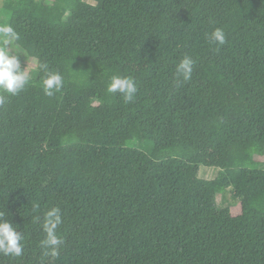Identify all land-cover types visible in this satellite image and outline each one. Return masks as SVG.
Instances as JSON below:
<instances>
[{
	"label": "trees",
	"instance_id": "16d2710c",
	"mask_svg": "<svg viewBox=\"0 0 264 264\" xmlns=\"http://www.w3.org/2000/svg\"><path fill=\"white\" fill-rule=\"evenodd\" d=\"M0 25L31 65L0 107V213L24 237L0 264H264V0H4Z\"/></svg>",
	"mask_w": 264,
	"mask_h": 264
},
{
	"label": "clouds",
	"instance_id": "9594fccd",
	"mask_svg": "<svg viewBox=\"0 0 264 264\" xmlns=\"http://www.w3.org/2000/svg\"><path fill=\"white\" fill-rule=\"evenodd\" d=\"M207 38L212 44L226 43V34L222 28H215ZM19 40V33L11 25H0V107L6 104L9 96H16L23 91L31 79L29 70L27 67L22 68L18 58V54L24 55L18 43ZM194 63L193 58L186 55L176 66L177 77L185 82L189 81ZM41 68L47 73L42 82L44 94L53 96L55 92L63 88V77L58 72L49 71L47 65L42 64ZM137 91L136 81L130 76H112L107 88L108 93H119L126 103L135 100ZM38 207L39 205H33L34 209ZM3 217L4 214L0 213V253L20 257L23 253L24 237L10 221ZM61 223L59 209H52L46 213L43 223L46 236L41 243L44 248L50 249L53 257H59V248L63 243L56 231Z\"/></svg>",
	"mask_w": 264,
	"mask_h": 264
},
{
	"label": "rangeland",
	"instance_id": "374dc122",
	"mask_svg": "<svg viewBox=\"0 0 264 264\" xmlns=\"http://www.w3.org/2000/svg\"><path fill=\"white\" fill-rule=\"evenodd\" d=\"M3 3H4V0H0V8H2ZM26 67L28 70H30V68H31L30 63H26ZM263 163H264V161H263ZM217 174H218L217 170L208 169V168H202L200 171V176L204 179H213V178H215V176ZM228 198H229V203L232 202L231 194L228 195ZM235 205H237V204H235ZM232 212L234 215L237 214L238 213V207H233Z\"/></svg>",
	"mask_w": 264,
	"mask_h": 264
}]
</instances>
